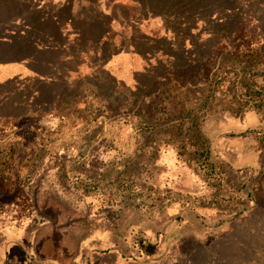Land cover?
<instances>
[{"label":"rangeland","instance_id":"obj_1","mask_svg":"<svg viewBox=\"0 0 264 264\" xmlns=\"http://www.w3.org/2000/svg\"><path fill=\"white\" fill-rule=\"evenodd\" d=\"M27 1L0 0V10L9 9L10 20L28 12ZM196 4L204 17L202 32L198 34L189 16V60L179 59L178 69L168 72L165 77H172L165 84L132 88L104 73L88 80L92 84L82 80L72 86L30 79L0 82V229L44 227L47 242L42 252H50V259L57 257L56 250L70 246L69 228L88 217V200L69 189L108 188L106 182L87 179L89 175L106 180L87 174L89 153L101 142L100 132L105 125L133 126L137 132L152 131L154 141L176 144L182 165L175 168L174 180L185 187L172 186L173 193L214 187L218 193H236L234 204L240 203L243 210L204 238H187L166 252L162 261L128 258L125 264H264V0H196ZM213 15L215 21L208 22ZM149 91L152 94L147 95ZM158 101L164 109H159ZM116 128L108 136H115ZM248 130L250 140L236 139L235 145L244 148L251 143L259 156L254 150L252 176L244 181L226 168L216 137ZM133 137L138 139L137 134ZM197 139L208 145L207 156L197 151ZM89 144L87 162L75 163V153L79 157ZM144 154L153 156L152 150ZM211 164L217 165V174ZM140 168L144 173L151 169L148 164ZM119 177L109 180L115 189L120 183L133 184L129 175ZM35 189L41 193H34ZM244 193L250 194L249 201L243 199ZM112 195L96 198L99 203L116 202ZM32 255L27 264H33Z\"/></svg>","mask_w":264,"mask_h":264},{"label":"crops","instance_id":"obj_2","mask_svg":"<svg viewBox=\"0 0 264 264\" xmlns=\"http://www.w3.org/2000/svg\"><path fill=\"white\" fill-rule=\"evenodd\" d=\"M27 2L28 12L3 24L0 82L30 79L72 86L82 80L92 84L88 80L104 73L119 85L153 86L178 67L179 59L188 61V17L193 19L198 34L204 21L198 5L195 13H189L190 0ZM215 18L213 15L211 20ZM115 128L105 125L101 142L85 145L86 150L73 157L75 163L87 162L84 155L92 146L87 174H98L107 181L89 175L87 179L106 182L108 188L69 189L71 194L85 196L86 202L92 201L85 202L86 220L69 228L70 246L56 250L58 256L50 259V252H42L47 242L44 227H4L0 229V264H27L30 254L33 264H125L128 258L134 262L162 261L166 252L181 246L187 238H204L209 230L221 228L243 210L240 203L234 204L236 193H218L214 187H198V193H174L173 198L172 186L185 187L174 180V170L182 163L176 144L166 139L154 141L152 131L137 132L133 126L117 127L116 135L108 136ZM135 134L139 140L133 137ZM250 136L216 137L226 168L238 180L252 176L249 167L255 164L254 150L256 158L259 156L251 143L244 148L235 145L236 139L248 141ZM151 150L152 157L144 154ZM143 164L149 165V172L140 168ZM119 175H129L133 184L128 187L120 183L115 189L109 180ZM111 194L117 197L116 202L99 203L96 198ZM244 194L243 199L249 201L250 194Z\"/></svg>","mask_w":264,"mask_h":264},{"label":"trees","instance_id":"obj_3","mask_svg":"<svg viewBox=\"0 0 264 264\" xmlns=\"http://www.w3.org/2000/svg\"><path fill=\"white\" fill-rule=\"evenodd\" d=\"M198 8H199V6H198ZM200 9V8H199ZM189 10H190V13L192 14V13H195L196 11H197V4H196V0H190V5H189ZM3 11H1L0 10V32L3 34L2 36H0V40L1 39H3L4 38V25L3 24H5L6 22H7V20H8V18H7V13L8 12H10V10L8 9V10H4V12L2 13ZM2 16V17H1ZM19 16V15H18ZM18 16H16V17H18ZM16 17H14V18H16ZM208 19H210L211 20V17L209 16L208 17ZM11 20V19H10ZM10 20H8V21H10ZM209 22V21H208ZM189 60V59H188ZM187 63V62H186ZM178 69V67L177 68H175L174 69V71H176ZM173 71V72H174ZM170 74H172V73H170ZM173 75H175V74H173ZM170 77H172V76H170L169 75V77H163V78H161L160 79V81H158V82H161V83H163V84H165L168 80H170L169 78ZM173 78H176V79H178L176 76L175 77H173ZM157 82V83H158ZM157 83L156 84H154L153 86L155 87V86H157ZM150 89H152V85H151V87H150ZM147 95H149V94H152V91H149L148 93H146ZM157 104H159V109L160 110H162V109H164V103H161V102H157ZM251 131H244V132H240L239 134H236L235 136H240V135H243V134H247V133H250ZM262 134H264V133H262ZM233 135V134H232ZM261 139H264V136H262L261 137ZM199 140H201V139H197L196 140V142H197V146H198V149H197V151L199 152V151H201V153H204L206 156H207V154L209 153V151H208V145H206L205 144V141H203L202 143H201V141H199ZM207 147V148H206ZM210 153H211V151H210ZM211 166V169H212V172L213 173H218V171H217V165L216 164H211L210 165ZM41 190L40 189H35L34 190V193H41L40 192ZM37 196V203H35L36 204V207H38V205L37 204H39V198H38V195H36ZM57 226V225H56ZM45 233H46V228H45ZM65 233L67 234V231H65ZM47 235V234H46Z\"/></svg>","mask_w":264,"mask_h":264},{"label":"built area","instance_id":"obj_4","mask_svg":"<svg viewBox=\"0 0 264 264\" xmlns=\"http://www.w3.org/2000/svg\"><path fill=\"white\" fill-rule=\"evenodd\" d=\"M171 196H173V198H176L175 194L174 193H170ZM182 198V197H181ZM179 200V199H177Z\"/></svg>","mask_w":264,"mask_h":264}]
</instances>
